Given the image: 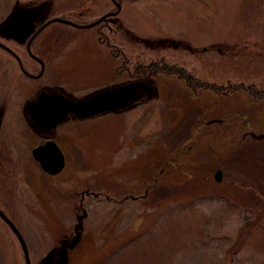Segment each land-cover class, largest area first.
Masks as SVG:
<instances>
[{
  "label": "rangeland",
  "instance_id": "rangeland-1",
  "mask_svg": "<svg viewBox=\"0 0 264 264\" xmlns=\"http://www.w3.org/2000/svg\"><path fill=\"white\" fill-rule=\"evenodd\" d=\"M119 1L113 24L123 40L114 51L127 70L113 74L109 102L127 93L124 111L66 128L69 163L48 179L40 209L26 197L7 215L35 255L79 226V251L65 264H264V139L242 138L264 134V40L243 44L264 36V1ZM76 49L81 63L70 75L82 94L104 69ZM154 62L193 78L135 70ZM124 79L134 82L126 92L117 85ZM86 190L93 194L80 205L77 192ZM0 264H23L1 221Z\"/></svg>",
  "mask_w": 264,
  "mask_h": 264
},
{
  "label": "flooded vegetation",
  "instance_id": "flooded-vegetation-1",
  "mask_svg": "<svg viewBox=\"0 0 264 264\" xmlns=\"http://www.w3.org/2000/svg\"><path fill=\"white\" fill-rule=\"evenodd\" d=\"M121 9L119 0L99 4L97 0H0V212L13 225L7 215L8 208H17L23 198L32 197L40 209L41 201L37 197L48 196V179L61 176L68 166L65 147L70 141L65 138L66 128L82 120L124 111L119 109L126 106L127 93L118 95L116 106L109 102L114 95L113 74H122L119 67L126 63L123 53L114 51L119 47L115 42L123 40L122 33L118 30L114 33L113 24V18L119 20L122 15ZM121 27L118 21L117 28ZM251 40L252 43L243 44L258 47L256 44L262 43L264 36ZM75 48L103 62V75L98 79L89 78L85 83L92 89L82 94H75L78 91L75 85L80 84L76 79L80 81V78L70 75L81 63L75 60ZM122 69L127 70L126 66ZM129 84L134 86L129 79L117 82L121 91L126 86L123 92L129 90ZM257 84H250L248 89L262 90ZM252 132L255 133L245 130L242 138ZM55 149L63 155L64 164L60 171L52 174ZM77 193L80 205L83 197L93 194L90 190ZM6 196L11 202L5 203ZM129 198L134 196L129 194ZM44 206L48 210L49 205ZM83 217L78 216L77 224ZM0 221L19 243L23 264H33V256L37 257L36 264H65L70 252L79 251L81 228L77 225L55 238L53 245L44 246L41 255H35L24 237L20 239L1 215Z\"/></svg>",
  "mask_w": 264,
  "mask_h": 264
},
{
  "label": "trees",
  "instance_id": "trees-1",
  "mask_svg": "<svg viewBox=\"0 0 264 264\" xmlns=\"http://www.w3.org/2000/svg\"><path fill=\"white\" fill-rule=\"evenodd\" d=\"M124 67V65H123ZM121 67V68H123ZM135 70L141 72V74H145L146 76H151L153 74L157 75L159 73H164V72H168V73H179L180 75H182V77L185 78L186 82L189 83L192 80V75H190L189 73L187 74H183V72L181 71V69H178L177 67L168 65V64H161V63H151L150 65H145L141 67H137L135 68ZM136 71V72H137Z\"/></svg>",
  "mask_w": 264,
  "mask_h": 264
},
{
  "label": "water",
  "instance_id": "water-1",
  "mask_svg": "<svg viewBox=\"0 0 264 264\" xmlns=\"http://www.w3.org/2000/svg\"><path fill=\"white\" fill-rule=\"evenodd\" d=\"M251 136L253 137V138H257V139H264V134H255V133H251ZM56 151H55V155H56V160H55V163H53V165H54V168L52 169V170H50V173H56V172H58V171H60L61 169H62V167H63V164H64V162H63V155L60 153V151L58 150V149H55ZM41 159V158H40ZM214 179L216 180V181H220L221 179H222V172H221V170L219 169V170H217L216 171V173H215V176H214ZM0 215L2 216V218H4L8 223H9V225L12 227V229L14 230V232L16 233V235L20 238V239H22L21 238V235H20V233H19V231L17 230V228L10 222V220H8V218H6V216L2 213V212H0ZM21 242H22V245H23V247L25 248V246H24V243H23V241L21 240Z\"/></svg>",
  "mask_w": 264,
  "mask_h": 264
}]
</instances>
